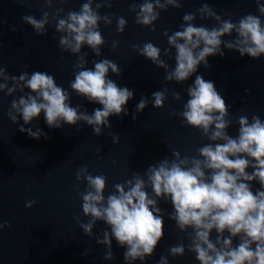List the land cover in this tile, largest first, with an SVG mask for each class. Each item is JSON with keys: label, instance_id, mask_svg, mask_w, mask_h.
Instances as JSON below:
<instances>
[{"label": "water", "instance_id": "water-1", "mask_svg": "<svg viewBox=\"0 0 264 264\" xmlns=\"http://www.w3.org/2000/svg\"><path fill=\"white\" fill-rule=\"evenodd\" d=\"M87 2L0 0V67H5L9 74L18 75L22 70L47 71L68 89L71 104L80 105V111L90 114L99 105L78 96L69 88V81L81 70L77 67L81 58L85 68H92L95 62L106 58L120 70L114 73L109 69L108 77L134 92L126 105L128 114L110 116L111 126L102 127L100 135L93 134L91 126L83 121L50 129L41 115L40 120H33L30 125L33 130L39 126L47 134V139L42 136L39 140L21 133L6 115L10 100L21 95L19 90L8 97L0 92V223L7 221L9 225L0 228V264H124V249L117 247L115 240L112 260L103 259L106 247L96 243L97 235L102 239L107 225L97 221L91 236L80 228V222H88L89 217L82 213L81 198L77 194L84 191L86 182H77L76 171L86 165L93 175L104 174L107 196L114 191L113 184L123 183L133 173L139 172L146 179L147 166L163 158L172 160L174 149L180 151L181 157H194L199 147L214 143L198 129L182 124V117L178 115L196 75L214 81L226 103L231 105L226 117L231 122L227 128L229 135H236V120L240 115L251 119L252 114H257L264 119V55L258 59L240 57L235 49L222 44L225 55L207 57L208 64L201 62L188 79L177 82L164 78L175 68V48L168 44L163 34L165 29L168 35L181 30V23H188L182 20L186 13L194 14L191 23L196 26H218L220 21L199 11L203 4H208L221 20L235 22L247 13L259 15L255 0H177L179 8L170 4L166 10L156 8L159 17L148 26L136 23L138 6L145 0H91L90 6L101 17L98 29L104 42L99 46V55L87 44H82L78 53H72L59 44L66 33L57 31L56 23L70 11L78 12ZM45 12L48 22L40 34L21 20L23 15L41 19ZM119 17L126 20L122 32L117 31ZM261 19L264 21V16ZM235 38L233 32L221 39L233 41ZM149 41L160 48L159 59L165 62L166 68L139 53V48ZM157 90L165 93L160 108L152 106L151 93ZM141 97L148 104L142 111H136ZM113 135L118 137L115 143ZM30 200L35 203L25 207V202ZM158 206L165 210V234L152 256L146 258V264H157L161 255L168 258L169 264H197L187 249L183 257L173 258L168 254L169 245L180 241L185 245L190 243L191 229L181 232L174 221L167 219L172 211L169 203L159 199ZM134 264L141 262L137 260Z\"/></svg>", "mask_w": 264, "mask_h": 264}, {"label": "clouds", "instance_id": "clouds-1", "mask_svg": "<svg viewBox=\"0 0 264 264\" xmlns=\"http://www.w3.org/2000/svg\"><path fill=\"white\" fill-rule=\"evenodd\" d=\"M169 4L176 8L181 6L177 0H165L164 3L145 0L138 6L136 23L152 25L159 17L155 9L166 10ZM255 4L259 15L247 13L235 22L221 20L208 4H203L199 11L220 21L218 26H196L191 23L194 14L186 13L182 20L188 23H181V30L168 35L165 29L163 34L167 36L168 44L175 48V68L166 73L165 80L184 81L197 71L201 62L208 64L207 57L217 54L223 57L222 44L225 48L235 49L240 57L247 55L258 59L264 55V21L261 19L264 2L255 0ZM90 5L91 0H88L78 12L70 11L66 18L56 23L57 31L66 33L59 44L72 53H78L82 44H87L99 55V46L104 42L98 29L101 17ZM104 19L107 22V17ZM21 20L40 34L48 22V13L45 12L41 19L23 15ZM125 25L126 20L119 17L117 31L122 32ZM12 30H15L14 26ZM233 32L236 33L233 41L221 39ZM139 53L156 65L167 67L159 59L160 48L151 41L144 43ZM84 63L81 58L77 65L81 70L74 73L69 88L88 103L99 105L90 114L80 111V105L71 104L68 89L59 85L51 73L22 70L17 75L0 67V79L3 80L0 92L5 97L17 90L21 93L10 100L6 112L21 133L36 140L42 136L47 139L42 128L37 126L33 130L30 126L42 115L44 124L50 129L83 121L91 126L93 134L100 135L102 127L111 126L110 116L128 114L126 105L134 96L133 90L119 86L107 75L109 69L114 73L120 71L117 64L106 58L95 62L92 68H85ZM244 91L247 93L248 90ZM187 96L178 113L182 117L181 123L198 129L214 143L199 147L198 155L194 157H181L180 151L174 149L172 160L163 158L147 166L146 179L139 172L133 173L123 183L113 184L114 191L107 196L104 194L106 176L102 173L93 175L86 165L81 166L75 178L77 182H86V186L77 194L81 198L82 213L89 220L80 222V228L91 236L95 223L102 221L107 228L102 239L97 235L96 243L106 247L103 259H114L111 248L115 240L117 247L124 249V264H134L137 260L146 264V258L152 256L165 234V210L158 206V200L163 199L172 209L167 219L174 221L181 232L191 229L188 233L190 243L185 245L180 241L169 245L171 257H183L187 249L197 264H264V119L257 114H252L251 119L240 115L236 120L237 133L232 136L227 131L231 122L226 119L231 105L226 103L214 81L196 75L187 89ZM151 98L153 107H163L164 91H153ZM147 104L148 100L141 97L136 111H142ZM133 119H136L135 114ZM117 139L113 135L114 143ZM34 203V200L26 201L25 207ZM6 226H9L7 221L0 223V228ZM157 264H169L168 258L161 255Z\"/></svg>", "mask_w": 264, "mask_h": 264}]
</instances>
